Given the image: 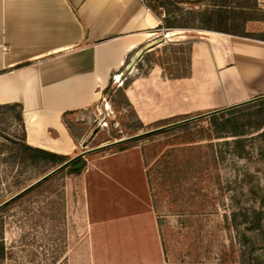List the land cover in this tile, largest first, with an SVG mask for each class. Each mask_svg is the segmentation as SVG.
<instances>
[{
	"label": "rangeland",
	"instance_id": "rangeland-1",
	"mask_svg": "<svg viewBox=\"0 0 264 264\" xmlns=\"http://www.w3.org/2000/svg\"><path fill=\"white\" fill-rule=\"evenodd\" d=\"M214 4H225L233 31L264 30V0H205L194 8ZM182 7V22L205 19L192 18L193 6ZM178 30L184 29L160 31L156 43L129 56L120 78L112 75L95 105L65 118L81 136L71 160L81 158L75 168L83 167L23 192L0 214L8 250L1 264L264 262V226L251 232L244 222L254 209L264 211V127L256 129V115L246 116L264 112V98L237 111L247 122L245 136L208 138L206 121L183 126L208 116L195 104L210 65L203 49L193 59L204 30L168 34ZM216 86L206 87L201 100L226 102L230 89L222 79ZM12 113L0 111V205L51 170L13 161L8 139L22 129ZM135 139L136 146L118 151Z\"/></svg>",
	"mask_w": 264,
	"mask_h": 264
},
{
	"label": "crops",
	"instance_id": "crops-1",
	"mask_svg": "<svg viewBox=\"0 0 264 264\" xmlns=\"http://www.w3.org/2000/svg\"><path fill=\"white\" fill-rule=\"evenodd\" d=\"M161 24L145 0H0V104L22 105L29 144L70 156L81 136L65 118L95 105L129 56L157 42ZM258 32L199 31L193 59L204 50L210 66L203 75L210 77L195 106L211 113L264 98ZM218 79L230 89L228 100L202 101Z\"/></svg>",
	"mask_w": 264,
	"mask_h": 264
},
{
	"label": "trees",
	"instance_id": "trees-1",
	"mask_svg": "<svg viewBox=\"0 0 264 264\" xmlns=\"http://www.w3.org/2000/svg\"><path fill=\"white\" fill-rule=\"evenodd\" d=\"M157 5H152L147 0L145 2L151 9L162 19V24L159 26L160 29L165 28L167 31H174V29H198V30H207V31H218V32H224V33H230V34H237L247 37H253L258 38L261 34H253L248 31H244L242 33L233 31L229 27V21L232 20V16L228 14L227 7L225 4H214V7H207L206 9L197 10L194 7L199 5L205 0H157ZM184 4L191 5L193 7L192 10V18L195 19H201L203 16L205 17L204 20H202L199 24L196 25H189L187 22H182L184 7H182ZM172 6H174L172 8ZM164 10V12H161L160 10ZM182 12L180 14L179 12ZM249 107L252 106L251 103H246L240 106L230 107L215 113H212L208 116H204L199 118L198 120L194 121H186L183 126L189 127L192 123L200 121V122H207L208 127L203 129L204 133H208V138H212V136H217L218 138H223L226 136H245V126L247 122L245 120H240V116L236 115L237 111L240 110L241 107ZM8 111L13 113L11 114L12 117L16 118L19 121V125L22 129V133L20 137H10L8 140L9 144V154L12 153V159L14 162H20L24 163L26 165H30L34 168H42L47 167L50 168V172L54 169L58 168L59 166L65 164L66 162H69L71 160V157L67 154L57 153L54 151H51L49 149H45L39 146H34L28 143L26 138V125H25V119L23 116V107L19 103H12V104H0V111ZM255 113L251 112L248 113L246 116L248 117V120L251 121L252 117L254 115L257 116L258 121L255 125L256 129L260 130L264 127V112L261 110L254 111ZM192 116H185L183 119H190ZM163 124H169L170 121H163ZM204 133L202 136L204 137ZM264 134V130L260 133ZM201 137V138H203ZM138 139L121 143L118 145V151H123L129 148H132L136 146L137 144H134ZM236 143L242 144L243 140L242 138L236 139ZM240 157H243V153L239 152L238 154ZM81 158L77 157L74 160H71L68 164L63 166L60 170L52 174L51 176L47 177L45 180L40 182L39 184L35 185L34 187L30 188L28 191L23 193L24 194L40 189L45 184L49 183L53 179L60 177L64 178V174L67 170L77 172L79 171L83 165H81L80 168H75L76 165L79 164ZM49 171L44 174L47 175L50 173ZM43 176V177H44ZM64 183H61L60 186H63ZM20 197V196H19ZM18 198V197H17ZM15 198L13 201H10L6 203L4 206L0 208V214L4 213L9 210V208L12 206V203L16 201ZM247 223L246 229L253 232H261L263 230V220H264V211L262 209H254L252 212H249L245 215ZM251 218V220L249 219ZM236 219V217H235ZM246 236V235H245ZM247 238V237H246ZM254 251V247H253ZM8 257V250L5 245V242L2 238H0V264L5 261V259ZM246 264V263H242ZM249 264H264V262H260L256 257L253 262H250Z\"/></svg>",
	"mask_w": 264,
	"mask_h": 264
},
{
	"label": "water",
	"instance_id": "water-1",
	"mask_svg": "<svg viewBox=\"0 0 264 264\" xmlns=\"http://www.w3.org/2000/svg\"><path fill=\"white\" fill-rule=\"evenodd\" d=\"M221 110H224V109H220V110H217V111H213V112H211V113H208V115H209V114H212V113H215V112H218V111H221ZM138 136H140V135H135V136L131 137V139L136 138V137H138ZM115 143H117V142H115ZM115 143H112V144H115ZM109 145H110V144L103 145V146H101V147H99V148H104V147H107V146H109ZM70 161H71V160H70ZM70 161H69V162H70ZM69 162H66L65 164H63V165L59 166L58 168L54 169L53 171H51L50 173H48V174L45 175L44 177L40 178L39 180H37L36 182H34L32 185H30L29 187H27L26 189H24L23 191H21L19 194L15 195V196L12 197L11 199H9V200H7L6 202H4L3 204H1L0 207L3 206V205H5L6 203H8L10 200L14 199L15 197H17L18 195L22 194L23 192H25V191L29 190L30 188L34 187L35 185L39 184L40 182H42L43 180H45L47 177L51 176L52 174H54L55 172H57L58 170H60L63 166H65V165L68 164Z\"/></svg>",
	"mask_w": 264,
	"mask_h": 264
},
{
	"label": "built area",
	"instance_id": "built-area-1",
	"mask_svg": "<svg viewBox=\"0 0 264 264\" xmlns=\"http://www.w3.org/2000/svg\"><path fill=\"white\" fill-rule=\"evenodd\" d=\"M118 76H122V73H117L116 75H115V78H118Z\"/></svg>",
	"mask_w": 264,
	"mask_h": 264
},
{
	"label": "bare ground",
	"instance_id": "bare-ground-1",
	"mask_svg": "<svg viewBox=\"0 0 264 264\" xmlns=\"http://www.w3.org/2000/svg\"><path fill=\"white\" fill-rule=\"evenodd\" d=\"M118 78H120V76H118Z\"/></svg>",
	"mask_w": 264,
	"mask_h": 264
}]
</instances>
